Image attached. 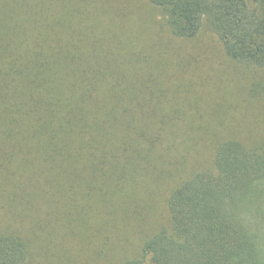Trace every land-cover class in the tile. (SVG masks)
<instances>
[{
	"label": "trees",
	"instance_id": "obj_1",
	"mask_svg": "<svg viewBox=\"0 0 264 264\" xmlns=\"http://www.w3.org/2000/svg\"><path fill=\"white\" fill-rule=\"evenodd\" d=\"M144 1L0 0V264H264V0Z\"/></svg>",
	"mask_w": 264,
	"mask_h": 264
},
{
	"label": "rangeland",
	"instance_id": "obj_2",
	"mask_svg": "<svg viewBox=\"0 0 264 264\" xmlns=\"http://www.w3.org/2000/svg\"><path fill=\"white\" fill-rule=\"evenodd\" d=\"M144 3H145V1L144 0H142ZM142 1L140 0V3H142ZM164 34H167L166 32L164 33ZM160 42H163V41H161V40H157L156 41V43L158 44V43H160ZM215 41H212L211 43L213 44ZM176 44V45H175ZM209 44V43H208ZM172 46H173V48H175V49H179V52H178V54L180 55V57L181 58H188L187 57V55H189L190 53H191V50L189 49H187V48H185V49H181L180 47H182V46H180L179 47V42H177V43H174V44H171ZM209 46H212V45H209ZM213 47V49L215 50V53H216V56L217 55H221L220 54V47H219V45L218 44H215V46H212ZM199 54V56L198 57H200V59H203L204 60V62H205V58H206V56L205 57H203L202 55H201V52H199L198 53ZM168 58V60H169V62H170V70H171V72H173L176 76L178 75V76H181L180 75V73H179V71H178V65H179V60L177 59V56H175V51H174V54H172V55H170L169 57H167ZM200 63H199V65H200V67H201V69H202V71H204L205 72V69H211V70H213L212 68H210V67H208V66H203L202 64H201V61H199ZM205 65V64H204ZM208 65H210V64H208ZM211 66V65H210ZM206 72H210L209 70H207ZM205 72V73H206ZM218 72L219 73H221V75L223 74H225L226 72H225V69H224V71H222V69H220V70H218ZM202 75H204L203 73H201ZM190 75L191 74H189V75H186V79L187 78H190ZM175 82H177V80H174ZM179 92H183V91H179ZM255 191H258V189L256 188V190ZM260 193H262V194H264V186H261L260 187ZM256 200H259V198L258 199H256ZM256 200H254V202L256 201ZM253 202V203H254ZM253 203H252V205H253ZM0 224H1V219H0ZM262 236H263V238H264V231H263V233H262ZM60 255V253L58 252V249L56 250V249H54V250H52V251H48L47 252V254L46 255H44V258H49V257H53V258H56V257H58ZM43 258H41V259H39L38 258V261L37 262H39L40 264H44L43 262ZM36 262V263H37ZM95 264V263H94Z\"/></svg>",
	"mask_w": 264,
	"mask_h": 264
}]
</instances>
